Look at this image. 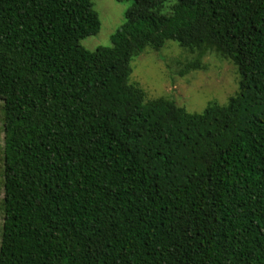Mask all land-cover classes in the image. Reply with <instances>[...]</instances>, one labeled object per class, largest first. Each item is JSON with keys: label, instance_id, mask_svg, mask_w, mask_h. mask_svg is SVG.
<instances>
[{"label": "trees", "instance_id": "trees-1", "mask_svg": "<svg viewBox=\"0 0 264 264\" xmlns=\"http://www.w3.org/2000/svg\"><path fill=\"white\" fill-rule=\"evenodd\" d=\"M130 1L111 46L93 0H0V264H264V0ZM172 40L238 89L189 112L131 61Z\"/></svg>", "mask_w": 264, "mask_h": 264}, {"label": "rangeland", "instance_id": "rangeland-1", "mask_svg": "<svg viewBox=\"0 0 264 264\" xmlns=\"http://www.w3.org/2000/svg\"><path fill=\"white\" fill-rule=\"evenodd\" d=\"M130 1L93 0V9L101 21L97 34L86 37L81 45L88 50L97 46H111L110 35L123 21V14ZM195 54L168 40L155 51L146 48L131 61L130 81L138 83L146 92L147 98L163 96L184 106L189 112H201L209 102L226 104L228 98L238 89V72L233 63L210 49L203 56L202 68L186 67ZM0 100V240L4 215L6 165L3 162L4 123Z\"/></svg>", "mask_w": 264, "mask_h": 264}]
</instances>
